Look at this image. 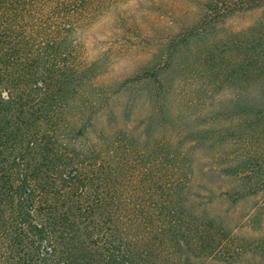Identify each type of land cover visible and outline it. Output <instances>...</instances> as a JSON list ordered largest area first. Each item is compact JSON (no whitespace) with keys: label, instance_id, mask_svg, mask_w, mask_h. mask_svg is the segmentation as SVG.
Instances as JSON below:
<instances>
[{"label":"rangeland","instance_id":"rangeland-1","mask_svg":"<svg viewBox=\"0 0 264 264\" xmlns=\"http://www.w3.org/2000/svg\"><path fill=\"white\" fill-rule=\"evenodd\" d=\"M56 1L69 2L75 33L70 89L85 84L67 107L85 132L69 139L111 154L122 175L109 201L148 203L157 175L143 171L192 158L186 205L226 239L221 255L193 264H264V90L242 75L264 50V0Z\"/></svg>","mask_w":264,"mask_h":264},{"label":"trees","instance_id":"trees-1","mask_svg":"<svg viewBox=\"0 0 264 264\" xmlns=\"http://www.w3.org/2000/svg\"><path fill=\"white\" fill-rule=\"evenodd\" d=\"M58 3L0 0V264H193L221 255L224 227L186 205L192 158L178 153L143 171L157 175L149 178L158 183L153 200L144 188L148 203H115L112 184L122 174L111 154L70 141L85 131L80 120L71 126L68 98L85 84L70 89L79 76L70 59L75 33L69 2ZM257 47L242 75L264 90ZM256 111L258 126L264 109Z\"/></svg>","mask_w":264,"mask_h":264}]
</instances>
